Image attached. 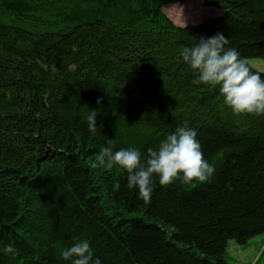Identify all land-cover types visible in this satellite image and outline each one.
Returning a JSON list of instances; mask_svg holds the SVG:
<instances>
[{
  "label": "trees",
  "instance_id": "trees-1",
  "mask_svg": "<svg viewBox=\"0 0 264 264\" xmlns=\"http://www.w3.org/2000/svg\"><path fill=\"white\" fill-rule=\"evenodd\" d=\"M189 1L0 0V264H72L85 240L101 264H232L230 242L264 235V115H235L179 55L222 33L264 78V0H204L219 15L178 25L166 9ZM185 126L210 183L154 176L145 204L92 167L110 139L144 158Z\"/></svg>",
  "mask_w": 264,
  "mask_h": 264
},
{
  "label": "clouds",
  "instance_id": "clouds-1",
  "mask_svg": "<svg viewBox=\"0 0 264 264\" xmlns=\"http://www.w3.org/2000/svg\"><path fill=\"white\" fill-rule=\"evenodd\" d=\"M229 43L222 33L202 37L191 47L180 49L179 55L196 74L193 83H203L212 88L219 87L224 103L235 115H264V78L253 72L247 61L240 58L234 48H226ZM100 103V100H97ZM88 130L97 132V112L91 111L86 117ZM197 132L188 127H179L168 134L157 149L149 147L146 157L135 147L114 151L115 142L107 141L100 150L92 167H112L118 165L127 173V187L137 188L139 198L145 204L151 202L154 176L159 184L167 187L179 180L182 184L210 183L216 173L215 165L205 160L201 145L196 139ZM117 187L119 183L117 182ZM5 254H15L16 249L8 245L2 249ZM61 258L72 264H101L93 259L88 241H81L61 251Z\"/></svg>",
  "mask_w": 264,
  "mask_h": 264
},
{
  "label": "rangeland",
  "instance_id": "rangeland-1",
  "mask_svg": "<svg viewBox=\"0 0 264 264\" xmlns=\"http://www.w3.org/2000/svg\"><path fill=\"white\" fill-rule=\"evenodd\" d=\"M166 11L178 25L198 24L220 13L212 7H207L204 0H192L185 5H170ZM250 64L255 69L264 72V60L253 59ZM263 241L264 235L251 239L247 245L230 242L229 255L232 264H264V253H261Z\"/></svg>",
  "mask_w": 264,
  "mask_h": 264
}]
</instances>
